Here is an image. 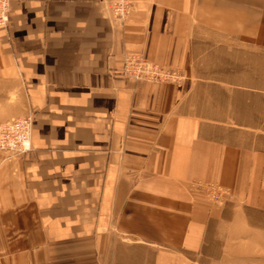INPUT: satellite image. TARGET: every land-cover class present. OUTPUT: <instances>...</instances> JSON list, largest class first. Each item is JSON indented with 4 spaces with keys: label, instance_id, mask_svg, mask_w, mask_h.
<instances>
[{
    "label": "crops",
    "instance_id": "1",
    "mask_svg": "<svg viewBox=\"0 0 264 264\" xmlns=\"http://www.w3.org/2000/svg\"><path fill=\"white\" fill-rule=\"evenodd\" d=\"M110 2H10L0 125L32 124L29 153L0 154V264H264V232L240 229L253 123L225 81L264 65V0H129L121 28ZM128 55L183 81L112 75Z\"/></svg>",
    "mask_w": 264,
    "mask_h": 264
},
{
    "label": "rangeland",
    "instance_id": "2",
    "mask_svg": "<svg viewBox=\"0 0 264 264\" xmlns=\"http://www.w3.org/2000/svg\"><path fill=\"white\" fill-rule=\"evenodd\" d=\"M251 59L252 57L241 56L240 72H230V74L238 75L239 77H232L225 81H227L230 87H240V119L253 123V125L247 127L250 131H246L240 146H243L246 151L254 155L255 163L257 162V156L260 158L258 160L260 163L258 174L251 176V183L244 181L246 180L244 178L241 185L242 189H247L243 191L241 197L250 201L249 204L251 205L240 208V214L246 217V222H240V229L264 232V70L262 68L260 70V66L263 67L264 65L263 63H252ZM163 67L173 71L177 78L174 81L171 80L165 83H179L183 81V77L177 70L166 66ZM255 67L257 70H255ZM256 74L260 76L255 77L254 75ZM210 186L206 185L202 189ZM212 186L222 191L219 199L222 200L230 196L228 190L219 186ZM261 241H264V239H261Z\"/></svg>",
    "mask_w": 264,
    "mask_h": 264
},
{
    "label": "built area",
    "instance_id": "3",
    "mask_svg": "<svg viewBox=\"0 0 264 264\" xmlns=\"http://www.w3.org/2000/svg\"><path fill=\"white\" fill-rule=\"evenodd\" d=\"M11 0H0V30L6 29L9 22V8ZM129 0H111L109 14L111 21L121 28L129 14ZM112 75L122 80L134 83L145 82L151 84L174 81L176 74L163 66H159L139 55L124 56L118 72ZM32 117L30 115L16 118L0 125V154L7 158H18L31 150L30 133ZM212 202H219L222 193L217 188H204ZM204 190V191H205Z\"/></svg>",
    "mask_w": 264,
    "mask_h": 264
}]
</instances>
